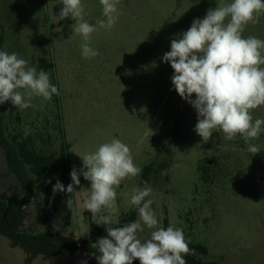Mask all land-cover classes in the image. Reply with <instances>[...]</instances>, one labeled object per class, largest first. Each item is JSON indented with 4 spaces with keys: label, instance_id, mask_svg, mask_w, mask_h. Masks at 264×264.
<instances>
[{
    "label": "rangeland",
    "instance_id": "obj_1",
    "mask_svg": "<svg viewBox=\"0 0 264 264\" xmlns=\"http://www.w3.org/2000/svg\"><path fill=\"white\" fill-rule=\"evenodd\" d=\"M230 2L120 0L115 26L92 34L90 46L99 55L84 58L82 38L71 29L74 21L57 18L63 8L61 0H0V44L9 54L15 52L27 60L28 67L48 72L57 87L60 94L50 101L33 97L32 107L19 109L21 129L25 136L49 131L56 138L49 148L60 153L66 144L69 175L73 167H83L80 156L94 152L102 143L116 138L130 147L134 163L142 171L116 189L118 213L114 219L132 208L133 191L144 187L143 170L152 166V193L146 199L153 201L151 207L160 225L164 227L167 215L187 241L208 249L206 255L189 254L204 264H264V131L251 141L260 149L255 155L239 136L229 141L222 132H214L203 142L194 131L197 112L175 91L174 70L162 59L170 51L172 39H178L195 19ZM82 3L90 24L104 19L99 0ZM242 35L264 40V15L258 23H249ZM57 99L63 134L52 130L58 126ZM252 115L264 119V106ZM6 124L10 132L18 129L14 118H8ZM205 162L212 166L208 180L198 170ZM64 167L60 155L46 177L32 176L35 188L23 209L25 227L33 233L51 227L67 237L88 238L91 213L84 209L83 201L91 183L80 175L75 193L54 194L57 180L65 187ZM5 195L21 197L22 185L11 173L0 146V196ZM151 231L145 226L138 238L142 242L149 239ZM26 259L22 249L12 247L0 235V264H28ZM85 261L89 264L79 252L73 257L40 256L32 264Z\"/></svg>",
    "mask_w": 264,
    "mask_h": 264
},
{
    "label": "clouds",
    "instance_id": "obj_2",
    "mask_svg": "<svg viewBox=\"0 0 264 264\" xmlns=\"http://www.w3.org/2000/svg\"><path fill=\"white\" fill-rule=\"evenodd\" d=\"M99 2L104 19L93 25L84 18L82 0H61L63 8L57 18L70 17L74 21L71 29L82 38L84 58L99 55L90 46L92 34L110 30L118 21L120 0ZM262 15L264 0H231L218 5L209 9L203 19H195L178 39H172L170 51L162 57L174 70L171 79L175 91L197 112L194 131L203 142L207 143L214 132H222L229 141L239 136L254 155L260 149L251 141L264 131V119H254L252 115L253 110L264 106V40L242 34ZM54 94L60 93L50 82L48 72L28 67V61L15 52L0 51V105L10 101L14 107L27 109L33 106V97L50 101ZM80 157L83 167H73L72 183L65 189L57 180L53 193H75L80 175L90 181L83 207L91 213L92 222L105 225L107 232L106 237L91 244L99 252L95 257L98 264H133L135 260L139 264H187L184 256L191 251L189 242L182 229L160 225L151 207L153 201L146 199L152 193L147 182L143 188L134 189L129 202L138 211V220L122 227L111 226L119 223L114 219L118 213L116 189L122 181L142 171L135 165L130 147L113 138ZM66 203L70 210L72 199ZM145 226L152 231L150 238L142 242L138 233Z\"/></svg>",
    "mask_w": 264,
    "mask_h": 264
},
{
    "label": "trees",
    "instance_id": "obj_3",
    "mask_svg": "<svg viewBox=\"0 0 264 264\" xmlns=\"http://www.w3.org/2000/svg\"><path fill=\"white\" fill-rule=\"evenodd\" d=\"M0 51H5L2 43L0 44ZM8 118L15 119L18 125L17 130L15 129L10 132V126L6 124ZM57 121V128L52 130L55 132L58 130L63 134L60 126L59 99H57ZM21 126L22 117L19 108L14 107L10 101L0 105V146L5 151L11 173L17 177L22 185L21 197L0 196V235L6 237L12 247L20 248L24 251L28 264H32L40 256L47 258L60 255L73 257L79 252L82 256H86L89 259V264H98L95 257L99 255V252L97 249H93L91 244L107 236L105 225H95L91 219L89 237L80 239L73 236H64L51 227H47L44 231L38 233H33L25 227L23 209L31 201L33 189L35 188V181L32 176L37 178L46 177L52 170L57 158L62 155L64 156L65 163L63 170L65 189L71 183V179L66 163L68 146L62 144V153L55 149H50L49 147L53 145L56 138L49 131L46 135L38 133L36 135L25 136ZM40 142L42 143L40 144ZM198 170L201 172L204 180L210 179L211 165L206 162L200 163ZM152 171V166L144 168L141 186H145V182H147V185L150 184ZM138 218V211L132 207L129 211L122 214L118 219V224L111 226L122 227L138 220ZM67 224H69V221H67ZM168 226H171V224L166 215L164 228ZM188 242L192 252H199L203 255L208 253L206 246ZM184 259L187 264H204L200 259L191 254L185 255ZM133 264H139V260H135Z\"/></svg>",
    "mask_w": 264,
    "mask_h": 264
}]
</instances>
